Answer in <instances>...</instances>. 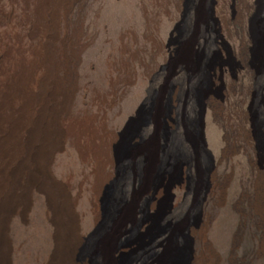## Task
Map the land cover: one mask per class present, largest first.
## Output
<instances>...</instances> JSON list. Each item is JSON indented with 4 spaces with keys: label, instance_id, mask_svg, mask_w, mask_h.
<instances>
[{
    "label": "rangeland",
    "instance_id": "1",
    "mask_svg": "<svg viewBox=\"0 0 264 264\" xmlns=\"http://www.w3.org/2000/svg\"><path fill=\"white\" fill-rule=\"evenodd\" d=\"M38 1L0 0V79L7 73H19L13 65L16 59H23L27 66L35 50L47 48L54 58L52 82L59 88L51 104L62 107L57 115L59 131L71 126L85 129L79 137L80 146L90 150L86 159L79 157L73 137L65 135L48 166L52 179L74 203L77 234L82 239L77 263L97 264V242L109 239L107 264H178L185 251V237L192 240L193 251L199 247L191 231L203 222L214 254H206L203 264H264V255L258 254L262 221L250 205L257 176L264 175V63L257 57L254 69L249 66L253 45L248 22L256 13L257 0H247L249 10L232 0H212L216 16L224 12L230 21V36L222 27L224 41L230 43L238 60L241 55L246 58L245 68L235 77L227 69L225 85H233L234 90L227 88L221 96L218 81L215 87H208L204 77L186 69L181 77L179 65L172 73L176 51L188 40L196 54L206 38L207 56L215 59L216 34L210 27L206 35L203 28L196 29L195 7L186 8L187 0H49L43 19L36 18ZM194 2L197 5L199 0ZM238 11L243 16L239 14L242 18L237 17L235 24L231 17ZM184 17V34L168 45L169 35L175 39ZM242 37L250 43L249 51H239ZM222 55L229 61L224 51ZM171 84L175 123L167 117L166 109L172 97L167 93ZM195 87L201 90L197 96L206 94L219 108L206 106L204 118L205 140L214 166L210 173L206 160L196 161L189 146L191 137L186 134L189 120L194 119L190 115L199 110ZM159 93L164 98L165 115L158 134H151L152 140L146 134L149 121L140 125V119L150 113V101ZM242 129L250 132L248 142ZM109 133L117 137L109 152L112 162L99 168ZM168 133L174 135L175 147ZM149 140L155 144L154 167L144 178V160L138 148L132 147ZM43 149L37 144L35 152L41 155ZM39 165L41 170L42 157ZM180 168L184 181L169 192L167 188L175 184ZM100 170L107 180L98 203L100 218L95 221L92 188ZM213 173L224 183L221 202ZM28 197L25 215L12 214L3 232L7 264H47L55 251L46 200L35 190ZM169 204L172 208L168 211ZM124 209L128 211L124 226L113 231Z\"/></svg>",
    "mask_w": 264,
    "mask_h": 264
},
{
    "label": "bare ground",
    "instance_id": "2",
    "mask_svg": "<svg viewBox=\"0 0 264 264\" xmlns=\"http://www.w3.org/2000/svg\"><path fill=\"white\" fill-rule=\"evenodd\" d=\"M48 1L49 0L38 1V7L35 11L36 18H42L41 16H43L44 14V9L47 6ZM232 1L235 5H243L244 8H248L249 10L247 0ZM207 4L204 0H199L197 5L194 0H187L186 8L188 7V9H190L192 6L195 7L194 11L196 14V29L203 28V31H205L204 35H206V29H208L209 27L210 31L215 32L216 40L213 46L215 59L207 56L208 54L206 48H208V46L206 38L204 39V42L201 43L205 45L202 47L200 46V49L197 50L198 52L196 54L192 53V51L194 52L196 50L191 45V40H188L185 43L181 44L180 48L176 51V55L178 56L176 58V61L173 62L171 70L173 73V70L177 65H179L178 69L182 71L181 77H185L184 69L191 70L196 74H200L202 78H205L206 86L208 87H210V85L215 87L214 82L218 81V92L221 96L223 92L227 91V88H231V90H234L233 85L230 87H226L225 85V73L227 69L229 70L230 74L235 77L236 73L239 70L245 68L244 64L246 58L241 55V60H238V58L235 57V51L230 43L228 41H224L223 35L221 34L222 27L224 28L225 26V31L228 36H230L231 33L229 28L230 21L225 18L224 12H221V16L217 17L216 11L214 9L216 3L210 0V3L208 5ZM241 13V11H238L236 13L237 15L235 14V12L232 14L231 19L235 24L238 23V21L236 20L237 17L242 18L243 15ZM239 14H241L242 16H240ZM234 15L236 16L234 17ZM186 20L187 19L184 17L183 21L181 22V30L177 31L178 35L175 37V39L173 34L169 35L168 45L177 42L178 36H182V34H184L185 30L183 29L186 28ZM248 34L253 48L250 49V43L248 45V41L244 40V37H242L240 40L239 51H242L244 48L248 51L250 49L252 61L249 62V66L254 69V62L257 60V57L261 60V62L263 61L264 63V0H257L256 2V13L248 22ZM48 51L49 50L47 48H39L35 50L32 54V60L28 62L27 66L23 59H16L13 65L14 67H16V70L18 68L19 73H7L3 76V78L0 79V264H7L6 251L4 248L5 239L3 233L6 229L7 222L9 221L12 214L19 213L20 216L25 215L30 201L28 193L31 190H35L44 196L50 213L49 220L54 227L53 237L55 241V251L53 252L50 261L47 264H78L76 259L79 256L78 249L82 243V239L79 238L77 234L76 216L73 211L74 203L66 195L65 189L63 190L62 186L56 184L52 179L48 170V166L52 161L51 159L53 153L61 149L65 135H70L73 137V144L77 149L79 153L78 155L82 161L86 159L87 152H89L90 150L86 152V150H84V148L80 146L81 137H79V134L85 132V129L76 130V126L74 127L70 124L71 128L68 129V131H59L57 115L58 108L62 107L61 105L55 106L54 104H51V102L56 98V95H58L59 88L52 82L54 80H52V78H54V58L49 54ZM169 51L170 50L168 49V52ZM222 51H224L229 61H224ZM234 68H236V70H234ZM165 69L168 68H162V70ZM37 71H40V73L38 74ZM199 80H201L202 82V79L200 77ZM202 83L203 85L205 84L204 81ZM200 84L201 83H199V85ZM170 87L171 91H168L167 93H169L170 95L171 92L172 97H170L166 104L167 117L172 123H175L171 118L172 112L174 110L173 104L175 102V92L173 91V84H171ZM240 89H243L242 85H240ZM200 91V88L195 87L196 94L194 96V100L198 104L199 110L197 113L190 115L191 117L193 116L194 119L189 120L186 134L188 137H191V139L193 137V140L189 138V146L191 145L195 156L198 158L196 161L199 163L200 161L203 162V160H206L209 163L208 172L210 173L211 171L214 172V166L212 154L208 150L205 140L204 118L206 114V106H210L216 109L219 108L217 103L212 100H207L206 94L204 96H201V94L197 96ZM70 93L71 89L66 94L68 95ZM66 94L64 93V96H66ZM150 103V113L144 114V118L140 119V125H142V123L146 124V122L149 121L150 129L146 134L150 135L151 139L153 140L154 138L152 137L158 134L159 131L157 130V127H159L161 119L165 115V112L163 111L164 98L161 96V93H159L158 96L154 97L152 101H150ZM241 131L244 140L248 142L247 139L249 140L251 137L250 132L243 129ZM152 133L154 135L151 136ZM168 138L169 140H171L172 145L174 146V135L172 133H168ZM106 139L107 141L104 145V147L106 148L105 158L103 160L102 157L99 168H101L105 164H111L112 162L109 156V152L113 148L117 137L109 133ZM153 142H150L149 140V142H143L142 145L138 147H132L135 149L138 148L136 151L138 152L140 159L144 160L141 161V163L143 162L144 165V178H148V173L150 172V170H153L154 167L152 166L154 157L153 153L155 151V144ZM40 143L44 147V152L41 155L40 153L35 152L37 144ZM165 154H168V152H166ZM41 157L42 169L39 170L41 165H39ZM193 163L196 164L195 161H193ZM182 175L183 172L180 168L179 175L175 180V184H171L167 188L169 192L176 186L181 187V184L184 181ZM102 176L103 173L101 170L99 171V173L97 172L95 174V182L92 188L94 196V201L92 202V213L95 217V221L100 218L98 203L100 201L103 185L107 180H105V177ZM212 179L214 182V187H217L219 193L218 201L221 202L224 195V183L218 182L216 173H213ZM18 189H22V193L20 195H17L18 193L16 194V191ZM58 190L61 191H59V196L57 195ZM120 194H123L122 191L120 192ZM250 205L254 213L258 215L262 221L259 224L260 226H262L263 231L261 243L259 244L260 251H258V254L263 256V174L257 176V180L255 182V197L250 202ZM171 208L172 205L169 204L168 211L171 210ZM124 211L125 209L121 212V217L117 220V222L113 224V231L118 230V228H122L124 226L122 224L124 223V221H126V215L128 214V211ZM205 225L206 224L203 222L199 225L197 224L195 225L194 230L191 231L192 235L199 242V247L197 248V250L193 251L192 240L189 237H185V251L183 256L181 257V261H179L178 264H203V259L205 258L206 254L209 256H214L209 244L206 241ZM108 244H110L109 239H101L97 242V264L108 263V258L111 253L110 245ZM80 257L84 258L85 255L82 254ZM83 264H88V261Z\"/></svg>",
    "mask_w": 264,
    "mask_h": 264
}]
</instances>
